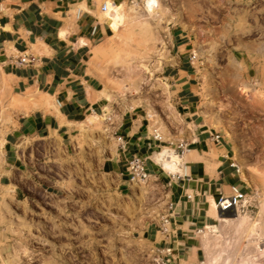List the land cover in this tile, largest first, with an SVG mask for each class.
<instances>
[{
    "label": "rangeland",
    "instance_id": "obj_1",
    "mask_svg": "<svg viewBox=\"0 0 264 264\" xmlns=\"http://www.w3.org/2000/svg\"><path fill=\"white\" fill-rule=\"evenodd\" d=\"M107 2L97 0L101 16ZM119 5L124 21L90 59L105 92L112 94L106 110L111 121L80 123L70 142L56 135L20 138L21 169L8 172L9 178L2 176L3 139L18 113L32 107L13 93L0 71V264H157L159 245L145 231L158 230L168 215L166 183L151 178L121 191L101 164L115 151L114 131L125 112L145 115L149 130L162 136L157 143L174 150L160 147L154 157L180 154L175 143L186 140L193 127L172 96L171 76L181 60L193 76L197 118L222 135L247 198L239 214H214V232L196 237L202 250L185 254L180 263L211 264L224 249L232 250L237 264L248 256L249 264H262L264 0H155L151 8L145 0H123ZM175 29L184 35L180 47L174 44ZM140 63L147 64L146 73ZM173 164L172 171L162 166L182 174L179 159Z\"/></svg>",
    "mask_w": 264,
    "mask_h": 264
},
{
    "label": "crops",
    "instance_id": "obj_2",
    "mask_svg": "<svg viewBox=\"0 0 264 264\" xmlns=\"http://www.w3.org/2000/svg\"><path fill=\"white\" fill-rule=\"evenodd\" d=\"M113 2L122 4L123 0ZM78 8L80 13L76 16ZM101 12L97 0H0V71L10 81L14 94L23 97L32 92L41 103L37 107L25 103L32 109L19 112L9 126L4 136L6 173L3 177L9 178L8 172L17 173L21 169L16 149L20 138L56 135L62 142H70L79 124L89 116L110 115L106 112L109 102L102 95L103 81L90 66L95 47L112 35ZM182 37L181 29H175L173 39L177 47L185 44ZM22 53L31 54L37 61L30 66H16L15 57ZM184 64L183 60L179 62L171 80L175 86L174 103L184 120L193 124L186 137L189 151L177 154L179 165L176 166L183 173L184 163L188 177L182 179L177 171L172 177L153 159L164 148L174 150L157 143L161 141L154 139L147 117L136 111L125 112L119 118L114 131L115 151L101 164L102 171L117 181L121 191L129 189L126 165L133 156L145 158L151 178L158 177L166 183L172 203L168 209L171 232L160 239L158 230L145 234L158 247H172L176 259L193 250L197 254L202 250L192 232L212 224L214 214L218 215L212 204L219 196L228 194L232 186L244 191L246 188L239 173L230 166L232 156L224 139L220 144L214 143L211 130L198 120L193 76ZM45 98L50 102H45ZM160 147L162 150L157 151Z\"/></svg>",
    "mask_w": 264,
    "mask_h": 264
},
{
    "label": "built area",
    "instance_id": "obj_3",
    "mask_svg": "<svg viewBox=\"0 0 264 264\" xmlns=\"http://www.w3.org/2000/svg\"><path fill=\"white\" fill-rule=\"evenodd\" d=\"M79 13H80V9L78 8L75 11V15L78 16ZM36 61H37V58L32 56L31 54L22 53L15 57L14 64L16 66H30V65H33ZM108 121H110V118H108ZM154 132H155V134H153L154 139L161 141V136L159 132H157L156 130ZM210 137L213 140V142L216 144H220L223 141L222 135L217 131H211ZM175 147L176 149H178V151H180V154L189 151V143L187 140H184V139L176 142ZM230 166L233 167L236 170V172L239 173V169L233 160H231ZM183 167L185 169L184 173L177 174L181 176L182 179L188 177L186 166L184 165V163L182 164V168ZM126 171L128 173L130 182H144V181H147L149 177L151 176L146 169L145 158L140 157V156H133L127 162ZM169 174H171L172 177L173 175H175V173L173 174L170 172ZM155 178L158 179V177H155ZM246 198H247V193L244 190L236 186H232L228 194H225V195L221 194L219 196V198L217 199L215 203V209L221 215L232 213V212L236 213L241 207L244 206V203L246 202ZM171 206H172V203H169L168 209H171ZM161 220L162 222H161V225H159L158 231L163 235V237H166L171 232L170 228L167 227V225L170 224L169 214L162 217ZM204 231H206L207 233L214 232V225L208 224V225H204L201 228H197L192 232V235L194 237H198L200 236V234H203ZM174 261H176V263H174ZM155 262L157 264H181L180 259H176L173 256L172 247L170 246L156 248ZM202 263L203 262H201V264Z\"/></svg>",
    "mask_w": 264,
    "mask_h": 264
},
{
    "label": "bare ground",
    "instance_id": "obj_4",
    "mask_svg": "<svg viewBox=\"0 0 264 264\" xmlns=\"http://www.w3.org/2000/svg\"><path fill=\"white\" fill-rule=\"evenodd\" d=\"M154 1L155 0H145V6L151 8L152 7V4L154 3ZM105 5L106 6L103 7V16H102V18L105 21L108 22V24H109L110 28L112 29V31H116L117 28L124 21V14L121 11V6L119 4L114 3L113 0H108V2ZM131 10L134 11L135 9L132 8ZM126 20H128V18ZM161 54H162L161 53V50H157L155 52V55L154 56L155 57H159V56H161ZM139 66H140V70L142 72H145L146 73L148 71V66H147L146 63H140ZM102 95L107 99V101H111L113 99L111 97L112 94L110 95V94L106 93L105 91L102 92ZM23 98L24 99H23L22 102L24 104L25 103H28V102H31L34 105H36V107L37 106H41L40 100H37L36 101L35 98L33 97V93L32 92L27 93L26 95L23 96ZM100 118H101L100 116L94 114V115L89 116L87 118V121L89 123H92V122H94V121H96V120H98ZM108 118H110V121L112 119V117L110 115H106L104 117V120H105L106 123L108 121ZM3 140L1 139V136H0V147H2V145H3ZM153 159L156 162H158V163L162 162V165L164 166V168L172 171V170L175 169V165L173 164V162H175V164L178 163L179 155L166 154V156L162 158L160 154H157ZM149 179H151V176L149 177ZM261 179H262V181H264V172H263V176L261 177ZM232 213H235V212H232ZM236 213L239 214V212H236ZM227 214H231V213H227ZM227 214L221 215V214L218 213L219 216H227ZM244 242L246 244V247H248L250 240L247 239ZM238 243H239V241H238ZM246 249L247 248H245L244 251ZM222 251L224 253L223 252L222 253L220 252L216 256H214V258L212 259V263L211 264H237V263L234 262V259H233L234 257L231 254L232 253L231 252L232 250H224L223 249ZM246 255H247V253H246ZM250 260H251V258H249V256L247 258H245V261L248 262V263L245 262V264H249L250 263Z\"/></svg>",
    "mask_w": 264,
    "mask_h": 264
},
{
    "label": "water",
    "instance_id": "obj_5",
    "mask_svg": "<svg viewBox=\"0 0 264 264\" xmlns=\"http://www.w3.org/2000/svg\"><path fill=\"white\" fill-rule=\"evenodd\" d=\"M220 214V213H219Z\"/></svg>",
    "mask_w": 264,
    "mask_h": 264
}]
</instances>
